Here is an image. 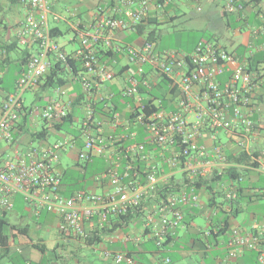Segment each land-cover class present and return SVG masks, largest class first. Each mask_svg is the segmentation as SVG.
<instances>
[{
	"label": "built area",
	"instance_id": "obj_1",
	"mask_svg": "<svg viewBox=\"0 0 264 264\" xmlns=\"http://www.w3.org/2000/svg\"><path fill=\"white\" fill-rule=\"evenodd\" d=\"M110 1L97 6L90 23H73L72 40L78 45L66 52L52 34L51 21L67 18L52 10L50 0H20L26 14L17 25L14 40L0 42V62L8 56L5 45L22 52L21 76L1 103L0 140L14 142L15 129L28 114L53 127L69 118L72 104L60 97H52L40 107L24 103V94L40 88L59 62L80 63L81 70L73 75L84 89V116L79 135L30 148L14 158H0V207L10 210L20 195L35 215L44 211L56 215L62 234L84 239L92 231L110 226L113 218L143 210L145 227L162 247L168 235L184 225L186 209L199 205V180L220 165L226 170L260 167L250 142L258 133L253 120L258 104L254 92L261 79L246 59L214 39L199 40L191 51L160 50L147 32L139 43L118 41V32H137L139 25L150 21L153 3L165 7L177 0H122L123 8L116 5L114 12L108 13ZM246 2L226 0L224 11L240 14ZM101 51L113 59L115 55L126 57L119 73L102 60ZM155 76L166 78L170 86L165 107L162 98L152 94ZM117 77L122 83L113 90L111 83ZM207 129L213 137L221 130L238 135L249 162L234 164L221 143H205L202 137ZM141 134L144 140H139ZM75 148L81 162L108 158V168L93 177L96 185L106 187L103 192L77 188L64 193L60 152ZM238 172L235 184L221 189L231 201L238 199L245 182L244 173ZM254 197L264 198V189ZM230 245L258 249L259 264H264L259 238L234 228ZM107 255L118 263L136 262L124 252L109 251Z\"/></svg>",
	"mask_w": 264,
	"mask_h": 264
},
{
	"label": "crops",
	"instance_id": "obj_2",
	"mask_svg": "<svg viewBox=\"0 0 264 264\" xmlns=\"http://www.w3.org/2000/svg\"><path fill=\"white\" fill-rule=\"evenodd\" d=\"M52 4V10L58 13L62 8H66L64 15L66 19L59 22L51 21L52 29H56L55 32L60 34L61 32L72 31L75 33L74 24L90 23L95 15L97 6L106 0H50ZM108 6V13L114 12L116 5H120L123 8L122 0H111ZM119 2V4H115ZM248 2V3H247ZM245 3V9L240 14H228L224 11V5L222 12L226 16L227 20L225 26L230 28L236 26L233 30L234 37H242V41L238 47L234 50H230L227 45V49L234 53L239 52V46L244 48L246 55L243 59H246L249 53H255L256 51H264V21H260L264 17V0L260 2L258 6L254 3H249L247 0ZM188 3V2H187ZM204 6L209 9V14L212 16L215 13L216 8L222 4L219 0L205 1ZM221 3V4H220ZM190 5H195L190 3ZM167 7L175 10L177 7L173 3L165 5V7H157L156 3L151 5V19L155 23H161L165 19V15L171 20L175 16H172V10L166 11ZM26 14V7L20 2V0H0V42H6L10 38L14 40L15 32L18 23L24 18ZM257 21L258 26L255 25ZM61 23H65L67 26L64 29ZM74 23V24H73ZM240 24L248 26L249 30L243 32ZM149 25L148 31L154 30ZM224 26V24H223ZM145 32V33H146ZM63 36V35H62ZM145 34H138L136 31L129 33L118 32L116 38L118 41L139 43ZM61 37V36H60ZM74 37V36H73ZM72 38L69 42H75ZM57 40L59 37H56ZM131 38H133L131 40ZM214 40H219L216 37ZM208 39V38H201ZM200 39V40H201ZM220 43V42H219ZM221 44V43H220ZM66 52H72V50L66 49V46H62ZM255 48V50H254ZM16 53V57L12 54ZM20 50L12 49L8 53L7 58L0 62V72L2 74L0 78V108L5 94L9 91H13L16 87L17 80L21 76L22 64L20 62L22 54ZM105 56L102 60L108 62L111 67L120 72L123 65L127 62L125 56ZM15 66V67H14ZM260 68V72L255 70L252 72L259 79L255 88V94L258 99V104L253 115V120L256 124L255 118L258 115V108L264 99V73ZM68 82L62 86H59L58 95L66 102H71V112L68 119L64 122H73L77 112L82 109V103L84 98V90L77 91L75 83L82 84L74 77L69 70L65 71ZM120 78V77H118ZM164 77L155 76V87L164 94L163 105L165 107V98L170 94V86L167 83L168 90L165 93V81ZM122 83L119 81L111 83V88L117 90ZM44 84V82H43ZM41 90H49L52 87L44 88ZM153 89V91H154ZM152 91V93H154ZM156 94V93H155ZM158 97L161 98L158 94ZM56 96H48L50 98ZM49 98V99H50ZM37 116H26L21 124L15 129V140L12 143H2L0 140V158H14L19 154H25L30 148H43L50 145L46 136H36L35 133L46 129L49 130L53 126H43V129L39 131H32L31 124H36ZM63 122V123H64ZM62 124V123H61ZM257 137L254 141L250 142V151L255 154L259 161L260 167L256 169L237 168V171L243 172L245 175V182L241 189L240 195L236 200H228L225 198L221 189L225 185L235 184V177H231L223 166H218L213 173L204 179V181L198 185L197 192L200 196L199 205L195 207H189L185 212V223L176 231L171 232L170 237L163 247L158 248L154 239L151 238L150 230L145 227L144 214H134L127 222H122L121 225L117 222H121L119 218H113V222L108 229L117 226L101 236L102 241L98 243H91L87 239L66 236L59 230L60 219L51 213L46 211L40 215H35L32 210L25 203L20 195L15 198L14 206L10 210H3L0 207V216H4L10 223L7 232L10 235V239L6 246L0 244V264H128L126 261L118 263L114 260L113 256H108L107 252L117 253L124 252L134 256L135 263H148V264H222L227 262L228 264H259V250L240 248L238 246H231L230 240L232 237V230L239 228L242 233L250 238L257 237L260 239V245L264 249V215L251 212L246 213V206L250 203L255 206H261L258 203L259 199L255 198L254 193L264 189V145H262V132L263 126L257 125ZM55 129H59L54 126ZM109 129V127H107ZM221 134L225 136L223 140ZM144 140L146 137L144 134L139 136ZM202 140L209 146L219 142L223 145L224 151L227 154L229 160L232 163H236L234 157L243 153L239 143L241 138L238 135H231L225 131H218L216 137H213V132L205 130ZM37 141L38 143H36ZM76 149V148H75ZM78 152V150H77ZM78 156V153H77ZM97 158V157H96ZM109 160L105 156H100ZM95 163V158L89 162H81L78 158L73 167L63 168L60 164V168L68 172L70 179L68 183L78 182V188H87L92 191L103 192L106 187L98 186L94 183L93 177L99 172H104L107 168L92 171L89 175L88 168L91 164ZM236 169V168H235ZM231 179V180H229ZM262 182V185H259ZM64 193L71 194L74 189H77L74 185H69L64 181ZM68 191H71L68 193ZM198 217H202L204 222H198ZM99 230V229H97ZM94 230V231H97ZM164 242V243H165ZM89 254H85V252ZM82 253L81 255L79 253ZM65 253V254H64ZM177 254V258L174 257ZM170 259L166 262V259Z\"/></svg>",
	"mask_w": 264,
	"mask_h": 264
},
{
	"label": "rangeland",
	"instance_id": "obj_3",
	"mask_svg": "<svg viewBox=\"0 0 264 264\" xmlns=\"http://www.w3.org/2000/svg\"><path fill=\"white\" fill-rule=\"evenodd\" d=\"M207 0H202V2H205ZM221 1L220 7L216 8L215 13L210 16L209 9L207 6H204V3L201 2L200 5H190V3H187L185 0H177L173 3L174 6L177 8L175 10L171 9L170 7H167L166 11L169 12L172 10V16H175L173 20L167 17L165 15V19L163 22L152 26V28L156 31V43L160 50L165 49H176V50H186L191 51L194 49L196 44L201 38H212L216 37L218 42H220L222 45H227V47L230 50H234L238 47L240 42L242 41V37H234L233 30L236 26H232L230 28L225 26V22L227 20L226 16L222 12V7L225 5L226 0H219ZM264 7V3H263ZM66 8H62L59 11L61 13H65ZM264 21V17L260 19V21ZM255 22V25H259L258 22ZM224 24V26H223ZM61 26L64 27V29L67 28L65 23H61ZM241 28L243 29V32L248 31L249 27L244 26L243 24H240ZM74 36V32L72 31H66L65 34L61 37H59L58 42L62 46H66L67 51L74 49L78 44L77 42H69V39ZM255 50V48H254ZM20 55L22 53H19ZM13 57H16V53L12 54ZM15 67V66H14ZM260 67L264 73V62L260 64ZM264 76V75H263ZM120 78H116L114 82L119 81ZM75 87L77 91H83V87L79 85L78 83H75ZM165 86V93L168 90V86L165 83H163ZM59 86H53L49 90H41L40 88L29 90L24 94V103L28 107H40L44 106L50 97L58 95ZM264 89V84H263ZM154 93L161 96L163 92H161L158 89H154ZM256 96V95H255ZM59 97V96H56ZM2 99V96H0V100ZM63 99V98H62ZM84 109V106H82ZM258 115L255 118L256 124L263 126L262 132L264 133V99L261 105L258 108ZM84 116V110L80 109L77 112V116H75L74 121L72 123H67L64 125V127L61 130H57L54 127L49 130V133L47 135V141L50 144H54L55 142H61L64 141L66 138H68L71 134L73 135H79L80 125L82 122V117ZM30 127L32 131H39L43 129V126H47V124L41 119L37 118L36 124H31ZM223 134H221L222 136ZM223 140H225V136H222ZM38 143L37 141H35ZM2 143H6L5 141H2ZM262 145H264V137H262ZM60 158H61V166L63 168H70L75 165V163L78 160L77 156V149H68L67 151H61L60 152ZM264 158V156H263ZM109 166V163L104 158L97 157L95 158V163L91 164L88 168V175L95 171L96 169L102 170L107 168ZM178 178H181L180 174H177ZM231 180V179H229ZM259 185H262V182H260ZM258 203L261 206H255L253 204H248L246 206V213L255 212L258 214L264 215V199H259ZM198 222H204V219L202 217H198ZM205 225V222H204ZM65 254V253H64ZM82 254L81 252L79 253ZM85 254H89V252H85ZM174 257L177 258V254H174Z\"/></svg>",
	"mask_w": 264,
	"mask_h": 264
},
{
	"label": "trees",
	"instance_id": "obj_4",
	"mask_svg": "<svg viewBox=\"0 0 264 264\" xmlns=\"http://www.w3.org/2000/svg\"><path fill=\"white\" fill-rule=\"evenodd\" d=\"M261 1L262 0H250L249 3H254L255 6H258ZM153 24H158V23H155L154 20H150L146 24L139 25L138 29H137V33L138 34H145V32L148 30V26L149 25H153ZM55 30L56 29H52V34H53L54 37H60V36L65 34L64 32H61L60 34H58V33L55 32ZM147 37L151 41H156V31L155 30L148 31ZM132 39L133 38H131V40ZM208 39H210V38H208ZM5 48L8 50V53H10V51L12 49H15V46L14 45H5ZM239 49H240L239 52L236 53V54L243 59L244 56L246 55L245 53H243L244 52V48L239 46ZM101 53L104 54V56H107V54L105 52L101 51ZM26 55L29 56L28 53H26ZM104 56H103V58H104ZM246 60L249 62V68L252 69V70H255L257 73H259L260 72L259 66H260V64L262 62H264V51H256L255 53H249V56L247 55ZM66 70H69V72H72L73 74H76L77 72H79L81 70L80 63L76 62V61H73V60H70L69 64H67V65L66 64H62V63L59 62L55 67H53L51 69L50 73H48L47 76L44 78L43 87L44 88H49V87H52V86H62L64 84H66L68 82L67 75L66 76L64 75ZM163 80L166 82V84L168 83L166 78H164ZM152 94L155 97H158L155 93H152ZM161 98H162V100H164V94L161 95ZM99 108L101 109L102 107L99 106ZM68 121H72L71 118L68 119ZM67 123H69V122H64L62 124H58L57 127L59 129H62L64 127V125H66ZM47 134H48V131L46 129L35 133L36 136H46ZM140 139L142 140L143 138L140 137ZM255 154H257V152H255ZM234 159L237 162H246V163L249 162V157H248V155L246 153H241L238 156L234 157ZM96 171L98 172L99 170H96ZM227 172L229 173V175H231V177H236L237 174L239 173L237 171V169H235V168H230V169L227 170ZM67 173L68 172L66 171V173L64 175L65 183H67L69 185H74L75 187L78 188L79 187V183L78 182H73L72 184L68 183L70 177H69V175H67ZM203 181L204 180H199L198 185H200ZM165 191H167V189ZM70 192L71 191H68V193H70ZM134 214H143V210H139L137 212H130V213L126 214V215H122L121 217H119L121 222L118 221L117 225L118 224L121 225L122 222H127ZM9 225H10V223L8 222V220H6V218L4 216H0V244L3 245V246H6L8 240L10 239V235L7 232V229L9 227ZM117 225L114 224L113 228H115ZM113 228L108 229L107 226H104L103 228H100L97 231H92V234L87 238V240L89 242H91V243H93V242L98 243V242L102 241L101 236L103 234H105V233H108V231H112ZM170 234L168 235V238L170 237ZM167 241L168 240H166V242ZM166 242L164 244H166ZM164 244H163V246H164ZM158 248H161V247L158 246Z\"/></svg>",
	"mask_w": 264,
	"mask_h": 264
}]
</instances>
